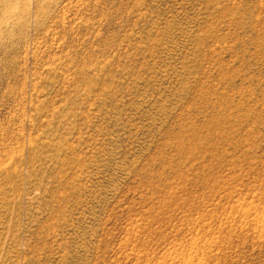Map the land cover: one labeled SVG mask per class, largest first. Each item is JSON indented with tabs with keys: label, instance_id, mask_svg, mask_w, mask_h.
<instances>
[{
	"label": "rangeland",
	"instance_id": "obj_1",
	"mask_svg": "<svg viewBox=\"0 0 264 264\" xmlns=\"http://www.w3.org/2000/svg\"><path fill=\"white\" fill-rule=\"evenodd\" d=\"M0 264H264V0H0Z\"/></svg>",
	"mask_w": 264,
	"mask_h": 264
}]
</instances>
